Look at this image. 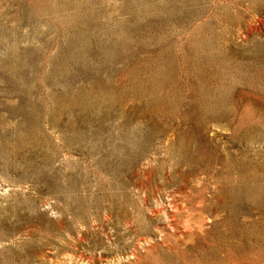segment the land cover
Wrapping results in <instances>:
<instances>
[{"label":"rangeland","instance_id":"1","mask_svg":"<svg viewBox=\"0 0 264 264\" xmlns=\"http://www.w3.org/2000/svg\"><path fill=\"white\" fill-rule=\"evenodd\" d=\"M0 264H264V0H0Z\"/></svg>","mask_w":264,"mask_h":264}]
</instances>
